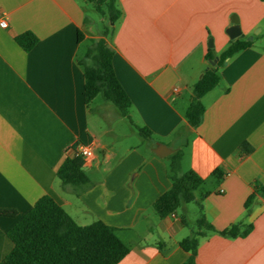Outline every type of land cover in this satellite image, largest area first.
Wrapping results in <instances>:
<instances>
[{
  "label": "crops",
  "instance_id": "0c3cea01",
  "mask_svg": "<svg viewBox=\"0 0 264 264\" xmlns=\"http://www.w3.org/2000/svg\"><path fill=\"white\" fill-rule=\"evenodd\" d=\"M89 7L0 0L9 19L0 28V211L16 212L0 215V262L13 248L7 232L48 197L79 226L115 228L129 249L117 264H183L188 254L178 243L191 218L196 225L198 205L164 219L152 210L170 188L167 158L180 150L182 172L203 179L196 197L206 220L217 232L236 224L247 231L232 239L206 233L195 264H264V0H117L121 17L108 44L130 121L108 104L84 103L77 61L98 38L87 35ZM232 16L239 38L253 45L218 69L219 84L202 97L203 118L192 128L184 118L192 86L214 66L208 49L217 58L229 45ZM26 32L38 40L29 52L14 40ZM77 143L92 150L83 161L91 187L79 196L56 177ZM160 144L172 153L157 157Z\"/></svg>",
  "mask_w": 264,
  "mask_h": 264
},
{
  "label": "trees",
  "instance_id": "16d2710c",
  "mask_svg": "<svg viewBox=\"0 0 264 264\" xmlns=\"http://www.w3.org/2000/svg\"><path fill=\"white\" fill-rule=\"evenodd\" d=\"M86 1L93 5L98 15L107 19L108 25L104 27L98 39L90 41L84 56L77 61L84 78V103L89 106L95 98L101 97L103 102L115 108L122 118L130 121L128 110L131 103L115 76L112 66L113 51L108 44L113 26L121 17L117 0ZM81 37L79 33V43L83 41ZM14 40L24 52H29L38 41L29 32L15 37ZM252 45V41L243 38L231 40L217 58L214 51L208 49L205 59L210 65L214 63V66L207 69L192 86V100L184 114L190 127L197 128L202 121L205 109L201 99L218 86L220 81L218 69L227 59ZM138 133L143 139L149 137V132L145 129H138ZM79 145L77 143L72 147V154L65 158L56 172V177L63 188L71 190L76 196L91 187L83 170V159L76 154ZM167 161L170 188L153 202L154 213L160 219H164L186 204L198 205L197 230L178 243L179 248L188 254L183 264H195L199 239L206 233L215 232L230 239L247 234V231H240L238 224L217 232L206 220L202 205L196 197L203 179L193 171L182 172L180 150L170 155ZM250 200L247 201L246 208ZM0 215L15 217L16 212L2 210ZM181 221L183 225H188L186 217H182ZM6 236L13 248L0 264H117L129 252L127 245L118 237L115 228L102 221L79 226L48 197L40 199L25 216L18 220Z\"/></svg>",
  "mask_w": 264,
  "mask_h": 264
},
{
  "label": "rangeland",
  "instance_id": "374dc122",
  "mask_svg": "<svg viewBox=\"0 0 264 264\" xmlns=\"http://www.w3.org/2000/svg\"><path fill=\"white\" fill-rule=\"evenodd\" d=\"M86 15L88 16V18L92 21L87 25V35H91L93 37H100L103 29L105 26L108 25L107 19L106 18H102L100 15H98L91 7H89V9L86 11ZM96 38V39H98ZM87 48L90 45V41L87 40ZM192 93V90H191ZM107 104L105 102H103V100L101 99V97H97L92 101V106H95L96 104ZM115 112H118L116 109H114L110 104H108ZM190 219V218H189ZM90 225V224H89ZM196 231V225L194 222V218H191V223H190V228H189V235H191L193 232ZM188 235V236H189Z\"/></svg>",
  "mask_w": 264,
  "mask_h": 264
},
{
  "label": "water",
  "instance_id": "95a60500",
  "mask_svg": "<svg viewBox=\"0 0 264 264\" xmlns=\"http://www.w3.org/2000/svg\"><path fill=\"white\" fill-rule=\"evenodd\" d=\"M226 34L230 40H235L241 36V30L239 26V21L236 16L230 18V26L226 29ZM251 40V39H249ZM212 40H209L208 47L212 48ZM214 63H212V66ZM172 152L166 148L164 145L160 144L157 146V149L154 150V154L159 158H165L169 156Z\"/></svg>",
  "mask_w": 264,
  "mask_h": 264
},
{
  "label": "built area",
  "instance_id": "2783aa9c",
  "mask_svg": "<svg viewBox=\"0 0 264 264\" xmlns=\"http://www.w3.org/2000/svg\"><path fill=\"white\" fill-rule=\"evenodd\" d=\"M0 28L7 30L9 28V19L5 13L0 12ZM76 154L81 156L83 161L92 157V150L90 144H80L76 149Z\"/></svg>",
  "mask_w": 264,
  "mask_h": 264
}]
</instances>
